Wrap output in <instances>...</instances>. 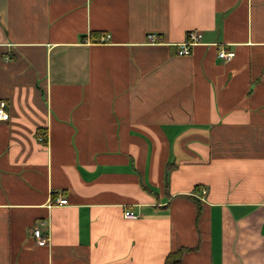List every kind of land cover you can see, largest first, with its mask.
I'll return each mask as SVG.
<instances>
[{
    "label": "crops",
    "instance_id": "crops-1",
    "mask_svg": "<svg viewBox=\"0 0 264 264\" xmlns=\"http://www.w3.org/2000/svg\"><path fill=\"white\" fill-rule=\"evenodd\" d=\"M0 101V264H264V0H0Z\"/></svg>",
    "mask_w": 264,
    "mask_h": 264
},
{
    "label": "built area",
    "instance_id": "built-area-1",
    "mask_svg": "<svg viewBox=\"0 0 264 264\" xmlns=\"http://www.w3.org/2000/svg\"><path fill=\"white\" fill-rule=\"evenodd\" d=\"M110 38V35H103L101 37L102 42H106ZM202 38V33L198 30H191L187 34V39L180 44V49L179 53L187 55L191 52V48L196 45L197 43L200 42ZM148 39L151 42H157L159 39V36L155 33L149 34ZM220 57L225 59V60H230L234 57L235 53L234 52H228L225 50H221L219 53ZM9 113L6 109V102L5 101H0V120H7L9 119ZM68 203V199L66 198H58L57 199V204H66ZM125 216L127 218H137L139 215L130 209L125 211ZM33 235L36 238V241L39 245H46L48 243V235L44 233V230L40 226H34L33 228Z\"/></svg>",
    "mask_w": 264,
    "mask_h": 264
},
{
    "label": "trees",
    "instance_id": "trees-1",
    "mask_svg": "<svg viewBox=\"0 0 264 264\" xmlns=\"http://www.w3.org/2000/svg\"><path fill=\"white\" fill-rule=\"evenodd\" d=\"M185 251L184 248H180L175 252H171L169 253V255L166 258V264H176L179 263L181 258H182V254Z\"/></svg>",
    "mask_w": 264,
    "mask_h": 264
}]
</instances>
